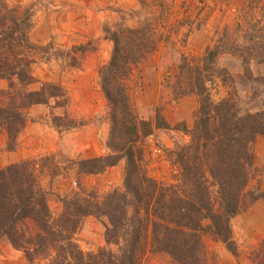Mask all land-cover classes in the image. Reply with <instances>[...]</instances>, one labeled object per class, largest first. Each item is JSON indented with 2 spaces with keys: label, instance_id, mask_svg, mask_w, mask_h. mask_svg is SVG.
<instances>
[{
  "label": "trees",
  "instance_id": "16d2710c",
  "mask_svg": "<svg viewBox=\"0 0 264 264\" xmlns=\"http://www.w3.org/2000/svg\"><path fill=\"white\" fill-rule=\"evenodd\" d=\"M249 3L255 4L264 19V0ZM31 26L27 8L0 1V79H6L14 91L11 106L0 104V128L5 131L8 150L14 149L26 123L25 108L49 105L50 99L54 107H64L69 101L55 83L42 82L37 89L23 91L19 87L35 81L34 59L28 54V48H35L28 36ZM157 34L147 21L135 27L119 22L105 34L112 48L107 62L98 68V77L106 101L108 152L71 161L79 174H97L123 160L121 188L102 196L84 189L83 195L63 198L59 214L52 217L32 160L0 168V240L22 251L27 261L49 258L50 264H142L148 254L160 253L176 264H202L207 260L206 237L222 242L235 254L230 220L262 195L247 185L255 165L254 142L257 136H264V110L242 111L233 95L213 101L207 86L214 78L226 84L232 81L226 68L216 63L220 54L240 56L246 74L251 59L264 62V31L246 36L238 44L224 26L201 56L180 59L172 96L193 94L198 107L193 126L180 127L188 139H175L167 150L176 166L174 182L148 176L144 148V141L155 131L172 127L158 106L154 118L141 116L131 95L134 69L157 50ZM89 48L93 49L80 43L58 53L69 63L79 64L74 52L83 54ZM255 79L264 84V75ZM63 118L53 116L56 122ZM88 215L104 220L105 246L84 253L74 233ZM255 264H264V254Z\"/></svg>",
  "mask_w": 264,
  "mask_h": 264
},
{
  "label": "rangeland",
  "instance_id": "374dc122",
  "mask_svg": "<svg viewBox=\"0 0 264 264\" xmlns=\"http://www.w3.org/2000/svg\"><path fill=\"white\" fill-rule=\"evenodd\" d=\"M1 1V0H0ZM31 13L32 26L28 48L34 59L31 65L35 81L21 86L37 89L42 82L62 87L69 98L64 107L36 104L24 109L26 123L17 135L13 150L6 147V134L0 128V168L22 160H32L40 187L46 193L52 217L62 207V199L82 191H95L102 196L123 183L124 161L97 174H79L73 160L108 152L106 101L99 85L98 68L109 59L112 43L105 34L117 23L135 27L147 21L160 36L154 54L134 69L131 82L132 100L144 118L161 108L164 119L172 127L160 128L144 141L145 169L148 176L161 181H175L176 166L167 150L174 140L188 139L180 127L191 128L195 121L198 99L186 94L172 96V85L182 56L192 59L211 47L224 26L231 38L243 44L246 36L264 31V19L249 0H5ZM87 43L83 54L74 52L79 64H71L58 50ZM30 49V50H29ZM217 65L226 68L232 81L219 78L208 84L213 101L233 95L242 111L264 110V84L255 78L264 75V62L251 59L248 74L240 56L220 54ZM232 84V85H231ZM8 81L0 79V104L14 102ZM54 115H64L61 122ZM176 127V128H174ZM158 145V151L155 148ZM254 166L247 188L262 194L246 205L230 220L235 254L220 241L205 238L207 260L202 264H255L264 254V136L254 142ZM157 148V147H156ZM77 149L82 153H77ZM84 190V191H85ZM104 220L88 215L81 219L74 240L84 252H96L105 246ZM0 264H50L49 258L29 262L22 251L0 240ZM142 264H176L169 256L148 254Z\"/></svg>",
  "mask_w": 264,
  "mask_h": 264
},
{
  "label": "built area",
  "instance_id": "2783aa9c",
  "mask_svg": "<svg viewBox=\"0 0 264 264\" xmlns=\"http://www.w3.org/2000/svg\"><path fill=\"white\" fill-rule=\"evenodd\" d=\"M151 149L154 150V151H158V148H156V147L155 148H151Z\"/></svg>",
  "mask_w": 264,
  "mask_h": 264
},
{
  "label": "crops",
  "instance_id": "0c3cea01",
  "mask_svg": "<svg viewBox=\"0 0 264 264\" xmlns=\"http://www.w3.org/2000/svg\"><path fill=\"white\" fill-rule=\"evenodd\" d=\"M77 153L79 154V153H82V152H80V150H79V149H77Z\"/></svg>",
  "mask_w": 264,
  "mask_h": 264
}]
</instances>
